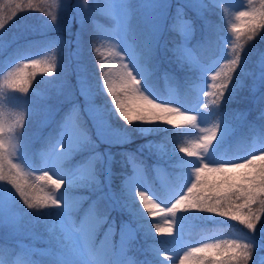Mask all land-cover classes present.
<instances>
[{
	"label": "rangeland",
	"instance_id": "rangeland-1",
	"mask_svg": "<svg viewBox=\"0 0 264 264\" xmlns=\"http://www.w3.org/2000/svg\"><path fill=\"white\" fill-rule=\"evenodd\" d=\"M174 1L176 0H0V24L3 25L0 27V51L7 48L12 40L20 38L23 34H30L33 22L37 27L33 34H39L41 31L55 32L53 40L42 47L41 51L11 62L0 73V82L5 87L25 86L31 89L35 102H38L37 109L25 107L32 110L12 112L4 104L0 93L2 148L15 165L18 176L25 177L31 173L40 176L47 172L53 179L64 182L59 190L55 189L46 196H53L62 205L54 206L59 211L55 216V224L62 230L64 247L74 251L76 256L87 264H137L129 254V244L137 239L138 232L148 234L154 239H163L173 247L168 251L163 247L151 245L155 258L159 260L158 264H207V259L199 258V255L210 257L217 256L223 250L232 252L235 250L229 247L232 244L243 245L250 242L257 246V243L245 235L216 232L203 236L197 242H185L180 235V225L175 214L178 207L175 211L171 209L177 200L188 195L187 189L196 182V169L203 163L211 166L237 163L248 165L249 161L261 159L259 157L264 155V141L255 138L253 147L245 154L230 159L217 156V147L235 128L224 117L212 121L205 112L207 104L212 101L213 92L221 83V76L225 74L236 55L237 37L264 23V17L261 16V13H264V0H208L220 8L233 29V35L225 39L221 55L200 68V79L194 83L193 89L201 99L191 109L180 103L176 87L169 89L168 98L161 99L148 85L154 67H159L163 59V38ZM177 1H181L199 17L204 14L207 3V0ZM240 12L250 15L237 19ZM190 24V20H181L172 26L177 31L188 34ZM184 42L176 43L172 51L177 54L180 65L187 63L193 68L197 66L196 53L188 47L187 39ZM71 44L74 47L72 58H76L79 63L73 86L61 76L59 56V53ZM78 47H83L82 53H77ZM80 58L81 61L78 60ZM119 64L122 68L117 66ZM124 65L128 66L139 81L137 87L140 92L154 102L175 111L161 112L152 109L155 119L147 122L136 120L134 117L139 110L150 106L140 99L139 95L126 96L120 90L125 82L116 76H124ZM259 66L256 86L264 80V56ZM213 76H216L215 81ZM109 85L116 92L115 97L107 91ZM46 90L51 91L50 95ZM26 92L31 98L30 92ZM96 95L104 99L101 105L95 102ZM116 99L122 100L126 105L125 110L133 117L131 123L118 114L115 108ZM67 102L73 103L62 116L60 135L53 147L41 151L44 160L36 166L32 151L24 148L19 141L25 144L23 140H35L53 120L56 111ZM187 116H194L195 119H185ZM84 119L91 121L95 137L110 145L122 143L132 135L141 137L154 135L169 128H183L185 141L196 148L194 162L186 165L188 176L178 188L172 187L162 167H156L158 182L165 187L167 193L165 198L153 192L144 167L135 164L134 174L124 180L121 194L130 217L125 219L118 240L114 238L116 225L108 224L102 240L97 245L94 244L95 233L103 221L94 212H89L83 217L82 223L76 225L74 212L82 209L85 197L82 193L71 190L92 185H98L94 188L96 191L111 189V154L108 151L104 154L97 151L98 144L93 142L91 133L83 128ZM169 120L173 123L169 124ZM18 124H25L27 128L23 136L17 134ZM213 130L217 132V136L205 150L199 145L205 142V137L210 136ZM155 146L161 156H165L169 151L164 146ZM79 152H88L89 155L85 161L65 174L62 170L63 163L75 158ZM97 160L103 165V181L96 170ZM140 192L147 196V205L140 199ZM109 195L113 196L111 193ZM10 201L9 195L1 189L0 214L2 213L1 217L12 225L4 228L2 233L10 232L17 223L11 211ZM169 225L171 231L157 232V227L167 229ZM1 227L0 222V229ZM125 238L129 239L126 245L123 244ZM16 243L29 256L63 254L53 246H40L33 240L19 238ZM11 264L34 263L17 259ZM260 264H264V257L260 259Z\"/></svg>",
	"mask_w": 264,
	"mask_h": 264
},
{
	"label": "trees",
	"instance_id": "trees-1",
	"mask_svg": "<svg viewBox=\"0 0 264 264\" xmlns=\"http://www.w3.org/2000/svg\"><path fill=\"white\" fill-rule=\"evenodd\" d=\"M204 9V14L199 17L181 1L176 0L173 2L167 19L166 34L163 38V59L159 67H154L151 77L148 79L149 86H152L156 94L161 98L168 97L169 88L176 87L182 105L189 109L200 100V95L193 89L194 83L200 79V68L221 55L225 39L233 35V29L227 23L220 8H217L207 0ZM181 20L191 21L188 34L173 28L172 25ZM35 21L39 23V21ZM36 28L33 22L30 34H23L20 38L12 40L7 48L0 51V73L11 62L27 54L41 51L42 47L53 40L54 31L51 33L41 31L39 34H33L32 32ZM250 35L253 37L251 40L248 39ZM185 39H187L188 47L196 53L197 66L193 68H190L187 63L180 65L177 54L172 51V47L176 43L182 44ZM237 39L238 45L236 46L235 54L239 53L241 55L240 66L237 67L236 72L231 73L232 80L224 96L219 97L217 95L219 92L218 86L213 92L211 103L207 104L205 109V112L213 121L222 116L235 128L216 149L217 156L220 155L225 158L245 153L251 148L252 140L255 137L264 140V80L263 83L256 86V77L260 69L259 64L264 56V23L257 25L255 32L249 30L245 34L238 36ZM194 45H196V48H194ZM82 50L83 47L82 49L78 47L77 53H82ZM62 51L59 53L61 58V60L59 59L61 76L63 80H67V83L73 86L79 64L76 58H72L74 47L71 44L66 50ZM78 60L81 61V58ZM228 71L229 69H226L225 73ZM224 79L225 75L223 74L220 81L222 82ZM23 88L25 86L15 85L7 88L0 82L2 100L12 112H25L24 110H32L28 109L31 107L37 109L38 102H35V97L32 96L33 92L27 88L30 96H32L29 98L28 93L22 91ZM46 91L50 95L51 91ZM97 96L95 102L101 105L104 99ZM72 103L67 102L61 109L57 110L53 120L50 121L35 140L25 138L26 140H23L25 144L19 141L24 148L32 151L33 161L36 166L42 160L40 151L55 145L54 143L60 135L62 116L67 108L71 107ZM90 122L84 119L82 125L87 132L91 133L93 142L98 144L97 151L102 154L108 151L111 154V189L96 191L94 188L98 187V185H92L74 190L70 188V190L82 193L83 197H85L82 209L74 212V219H76L77 224L82 222L83 217L88 212H94L98 218L102 219L103 223L98 226L96 231V241H99L108 224L116 225V234H118L123 229L122 226L125 219L130 217L126 206L123 204L121 194L124 180L134 174L135 164L144 167L151 188L160 197L164 198L167 193L165 188L158 183L156 167L161 166L168 174L172 186L178 188L188 176L189 170L186 165L193 163L196 157V155L189 157L186 152H181L180 149L184 148L194 152L196 148L185 141L183 128H169L154 135H143L141 137L132 135L122 143L110 145L101 142V140L99 141L95 137ZM18 125L17 134L23 136L27 128H25V124L22 126ZM155 145L166 147L169 150L168 153L165 156H161ZM88 155V152H79L75 158L63 163V172L68 174L80 162L85 161ZM95 164L98 175L103 181V165L100 160H97ZM0 166H2L3 174L8 177V179L0 180V190H4L9 195L11 211H13L17 222L15 227L11 231L9 230L10 232L2 233L4 228L12 225L1 217L2 213L0 214L2 226L0 229V263L10 264L20 258L29 262L32 261L34 264H60L62 261V258L53 254L29 256L16 243V240L23 238L33 240L40 246H53L70 261L76 264H83V261L74 252L63 245L62 230L55 224V216L59 212L58 209L51 203L45 207L37 206L29 209L19 193L16 192L14 185L9 182V180L14 179L24 188L28 199L32 203L37 204L47 193L55 190L51 181H41L33 173L27 174L25 177L18 176L16 168L13 167L3 148H0ZM262 169H264V159L253 160L244 170L227 173L232 178L229 183L239 187H252L247 181L255 179L258 185L260 183L259 174ZM200 175L202 183L199 188L194 190L196 193L208 195L210 189L214 197L217 194L229 193V187L221 183L223 177L220 174L202 172ZM218 184L220 185L218 188L213 187ZM231 190L234 191L235 188ZM110 193L113 196H110ZM261 199H264V197H261L257 190L256 202L250 205L257 218L255 231L247 228L245 223L232 219L230 215L221 216L218 212H207L199 207L191 206L196 201L190 200L175 211L181 235L185 241L190 242L199 241L201 237L212 232L245 235L257 243V246H254V244L248 242L252 249L251 260L248 264H260V259L264 257V205H261ZM243 211L246 212L247 209ZM152 244L163 247L166 250H172L167 241L160 238L154 239L148 234L138 232L137 240L130 242V254L137 263H159V260L154 258ZM239 251L238 249L232 252L223 250L217 256L201 257L199 255V258L207 259V264H244V257L239 255ZM66 264L68 263L66 262Z\"/></svg>",
	"mask_w": 264,
	"mask_h": 264
},
{
	"label": "snow or ice",
	"instance_id": "snow-or-ice-1",
	"mask_svg": "<svg viewBox=\"0 0 264 264\" xmlns=\"http://www.w3.org/2000/svg\"><path fill=\"white\" fill-rule=\"evenodd\" d=\"M250 13L247 12H240L237 19H240L244 16H248ZM261 16L264 17V13H261ZM0 27H3L2 24H0ZM252 31L255 32V26L252 28ZM253 37L250 35L248 37L249 40H251ZM241 63V55L237 53L234 58L231 60L230 64L228 65L229 71L225 73V79L220 83L219 85V92L217 95L219 97H223L225 92L229 88V84L232 80L231 73L236 72L237 67L240 66ZM35 66V64L33 65ZM125 67V66H124ZM129 68L128 66L125 67V76H126V82L122 85L121 91L127 96V95H139L140 99L146 101L147 105L150 106V108H141L137 115L134 117L136 120L140 121H150L156 118L155 113L152 112V109L161 111V112H174L175 109H172L173 111H169L168 107H165L163 104L156 103L153 100L152 103H149V99L145 97V95L140 92L139 88L137 87L139 85V81L135 78L134 74L131 72L129 74ZM50 71V70H49ZM219 75V73L217 74ZM213 81L216 80V76L212 77ZM22 91H27V87L23 88ZM107 91L111 93L114 97L116 96V92L114 89L109 85ZM159 104L160 107H156V105ZM115 108L118 110V114L121 118H123L125 121L131 123V120L133 117H130L128 112L125 110L126 105L122 102L120 99L115 100ZM185 119L194 120V116H187ZM169 124L173 123L172 120L168 121ZM2 127H0V132H2ZM217 132L215 130L212 131L210 136L205 137V142L200 147H203L205 150L209 147L211 142L216 138ZM3 147V142L0 141V148ZM181 152H186L189 157H192L196 155V153L188 150V149H180ZM259 158L264 159V155L260 156ZM249 164H234V165H218V166H211L208 164H202L199 168L196 169V176H195V183L191 184V187L187 189L188 195L183 196L182 199L177 200L174 207L171 209V211H175V208L180 207L183 205L186 201L189 200H195L196 203L191 206L199 207L203 211L207 212H218L221 216L230 215L232 219L239 220L241 223H245L247 228L250 230L255 231V223H256V216L255 213H253L250 205L256 202L257 199V190L259 191V195L261 197H264V169L260 172V183L257 185L255 179L248 180L247 182L252 185V187H239L233 184H230L229 181L232 179L227 175L229 172L238 171L240 169H243ZM15 167V165H13ZM202 172H211V173H218L220 176L223 177V180L221 181L222 184L227 185L229 187V193H225L223 195L217 194L215 197L211 194V189L209 191L208 195H204L202 193H196L194 190L199 188L202 183V178L200 173ZM45 177H51V180L45 179ZM39 180L41 181H51L52 186L59 190L61 186L64 184L62 180L53 179L52 175L45 172L43 175L38 176ZM8 179L7 176L3 174L2 166H0V180ZM52 181H60V184H53ZM11 184L14 185L15 190L17 193H19L20 197L24 200V203L27 205L29 209L35 208L37 206L39 207H45L49 203L56 205L57 207H62L60 202L55 198L56 203L52 202V198L49 196L44 197L42 200L38 201L37 204L32 203L28 199V195L26 194L24 188L17 183L14 179L9 180ZM220 185H215L213 187L218 188ZM235 188L234 191L231 189ZM139 197L142 201H144L145 205L148 203V198L145 195L144 192L139 193ZM261 205H264V199L260 200ZM244 209H247V211H243ZM171 231V226L167 229H161L157 227V232L160 231ZM229 247L235 248L240 250L239 255L244 257V264H248V262L251 260V254L252 249L249 246V244L245 243L243 245L241 244H232ZM195 251H200V249H195ZM60 264H66L65 258L60 262ZM83 264H87V262H83Z\"/></svg>",
	"mask_w": 264,
	"mask_h": 264
},
{
	"label": "clouds",
	"instance_id": "clouds-1",
	"mask_svg": "<svg viewBox=\"0 0 264 264\" xmlns=\"http://www.w3.org/2000/svg\"><path fill=\"white\" fill-rule=\"evenodd\" d=\"M125 67H127V65H125ZM129 74H131L130 70H129ZM145 97H146L147 99H149L146 95H145ZM149 103H152L151 99H149ZM156 107H160V105L157 104ZM169 111H173V110H172V109H169ZM38 179H39V178H38ZM45 179H47V180H51V177H45ZM52 183H53V184H60L61 182H60V181H52ZM56 190H57V189H56ZM49 197L52 198V202H53V203H56L55 198H54L53 196H49Z\"/></svg>",
	"mask_w": 264,
	"mask_h": 264
},
{
	"label": "bare ground",
	"instance_id": "bare-ground-1",
	"mask_svg": "<svg viewBox=\"0 0 264 264\" xmlns=\"http://www.w3.org/2000/svg\"><path fill=\"white\" fill-rule=\"evenodd\" d=\"M119 60H120V57H119ZM123 64H124V62H123ZM117 66H121V68H122V65L121 64H119V65H117ZM125 66V65H124ZM124 72V76L122 75L121 76V74H118L116 77H118V79H120L121 81H124V82H126V76H125V67H124V70H123ZM144 94V93H143ZM59 151V150H58ZM129 241V239H127V238H125L124 240H123V244L124 245H126V243Z\"/></svg>",
	"mask_w": 264,
	"mask_h": 264
}]
</instances>
